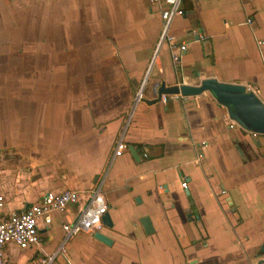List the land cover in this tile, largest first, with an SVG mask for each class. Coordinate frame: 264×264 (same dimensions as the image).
Wrapping results in <instances>:
<instances>
[{"label": "crops", "instance_id": "crops-1", "mask_svg": "<svg viewBox=\"0 0 264 264\" xmlns=\"http://www.w3.org/2000/svg\"><path fill=\"white\" fill-rule=\"evenodd\" d=\"M101 1L0 0V129L16 127L13 112L3 107L28 97L21 90L30 85L35 89L38 71L50 67L51 51L83 50L93 41L97 33L90 26ZM123 1L129 10L137 7L131 0ZM138 2L139 13L128 10L122 15L125 22L133 20L132 27L122 37L113 28L107 35L110 46L123 53L135 82L149 65L161 24L156 0ZM182 9L170 34L185 45V51L173 65L171 48L160 46L142 100L130 114L108 122L103 140L92 134L88 146L81 137L70 144L67 133L57 139L60 158L74 155L81 164L90 163L86 168L68 165L75 181L62 185L50 177L40 182L36 194L30 191L31 183L0 185L6 212L35 203L47 191L71 189L79 197L75 205L52 215L48 226H38L37 247H6V264H16L9 259L11 253L22 256L19 264L51 253L61 240V224L75 218L100 181L111 227L99 233L110 244L96 241L92 234H79L66 244L65 259L58 257L52 264H256L264 260L259 251L264 242V134L252 137L251 130L230 118L209 91L165 103L158 94L161 89L198 86L212 79L243 86L264 106V0H186ZM61 26L65 31L71 27L63 38ZM119 138L127 149L133 148L136 160L128 150L111 158ZM196 154H201L199 160ZM183 182L185 188L180 187ZM221 191L225 194L219 195ZM144 217L150 224L148 233L139 223Z\"/></svg>", "mask_w": 264, "mask_h": 264}, {"label": "rangeland", "instance_id": "rangeland-1", "mask_svg": "<svg viewBox=\"0 0 264 264\" xmlns=\"http://www.w3.org/2000/svg\"><path fill=\"white\" fill-rule=\"evenodd\" d=\"M131 1L137 7L130 10L123 0L99 2L94 8L95 21L90 26L97 35L86 44L87 48L51 51L50 67H45L44 72L38 71L35 89L30 85L21 90L20 94L28 97L13 99L3 107L13 112L10 116L16 127L0 129L1 187L6 182L20 187L31 183L30 191L36 194L40 182L50 177L58 179L62 185L75 181V174L68 165L86 168L85 164L90 163L81 164L74 155L60 158L57 139L67 133L70 144L81 137L82 144L88 146L92 134L103 140V129L108 122L130 114L145 72L138 82L133 81L134 76L124 65L123 53L110 46L107 35L113 28L122 37L121 33L132 27V19L129 23L122 19L128 10L139 13L138 0ZM60 29L63 38L71 27H66L67 32L65 26ZM72 29L74 31L75 27ZM59 62L62 65L56 64ZM28 68L32 67L28 65ZM70 149L74 150V145ZM9 259L16 264L23 261L16 253H11Z\"/></svg>", "mask_w": 264, "mask_h": 264}, {"label": "built area", "instance_id": "built-area-1", "mask_svg": "<svg viewBox=\"0 0 264 264\" xmlns=\"http://www.w3.org/2000/svg\"><path fill=\"white\" fill-rule=\"evenodd\" d=\"M186 0H156L159 8L160 32L157 43L153 50L150 62L146 68L144 78H147L151 65L155 62L154 56L162 44L171 48L170 61L173 65L179 63L185 51V45L176 41L170 34V26L174 19L183 15L182 3ZM249 23V20H246ZM261 42H258L260 45ZM142 80L139 90L135 95V104L142 100L143 87L146 79ZM185 97L179 94L160 95L159 100L165 103L167 100H180ZM255 137V133H251ZM127 150L122 139L119 138L113 147L111 158L121 156ZM201 154H196L195 159L199 160ZM185 188V183L180 184ZM101 181L98 186L91 189L85 199L82 209L70 222H64L60 226L61 240L57 247L49 254H45L34 262L28 264H52L58 257L65 259V246L70 239L79 234L99 233L104 227L102 217L107 212V205L101 194ZM221 191L219 195H224ZM78 193L71 189H64L59 192L47 191L43 193L35 203L17 211L6 212L4 210V197L0 195V264H6L4 249L13 246L19 250H25L39 245L38 226L44 227L51 223L54 214L62 213L67 207L78 202ZM226 202V201H225Z\"/></svg>", "mask_w": 264, "mask_h": 264}, {"label": "water", "instance_id": "water-1", "mask_svg": "<svg viewBox=\"0 0 264 264\" xmlns=\"http://www.w3.org/2000/svg\"><path fill=\"white\" fill-rule=\"evenodd\" d=\"M204 91L211 92L217 103L226 107L228 116L234 119L239 126L247 128L255 134H264V106L251 93L246 92L243 86L218 83L212 79H206L202 80L198 86L180 85L173 89H161L158 94L159 96L162 94H179L186 98ZM127 150L134 160L138 158L131 146ZM101 221L104 227H111L107 213L103 215ZM139 223L145 233L150 232L151 228L147 218L140 219ZM92 236L104 245L110 244V241L100 233H93ZM259 251L264 255V242ZM263 262L264 260L258 261L256 264Z\"/></svg>", "mask_w": 264, "mask_h": 264}, {"label": "bare ground", "instance_id": "bare-ground-1", "mask_svg": "<svg viewBox=\"0 0 264 264\" xmlns=\"http://www.w3.org/2000/svg\"><path fill=\"white\" fill-rule=\"evenodd\" d=\"M156 55L154 56V61H155Z\"/></svg>", "mask_w": 264, "mask_h": 264}]
</instances>
